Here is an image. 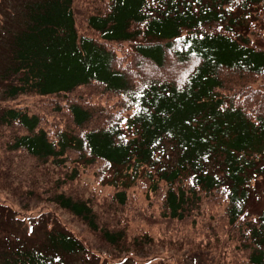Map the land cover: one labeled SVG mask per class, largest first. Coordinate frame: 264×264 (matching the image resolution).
<instances>
[{"label": "trees", "instance_id": "trees-1", "mask_svg": "<svg viewBox=\"0 0 264 264\" xmlns=\"http://www.w3.org/2000/svg\"><path fill=\"white\" fill-rule=\"evenodd\" d=\"M16 8L0 31L3 100L28 95L48 109L0 111V188L56 204L127 255L152 248L156 223L187 222L190 235L159 238L212 253L215 264H264V0ZM88 170L115 191L78 188ZM135 185L154 195L146 211ZM133 219L146 226L133 232ZM84 252L52 229L0 264H67Z\"/></svg>", "mask_w": 264, "mask_h": 264}, {"label": "rangeland", "instance_id": "rangeland-1", "mask_svg": "<svg viewBox=\"0 0 264 264\" xmlns=\"http://www.w3.org/2000/svg\"><path fill=\"white\" fill-rule=\"evenodd\" d=\"M20 1L27 0H0L1 32L5 31L4 28L10 27L11 22L9 20L15 21L18 17L21 10L16 8V6ZM6 20L8 21L6 22ZM17 25L15 24V27ZM246 58L248 60L252 59L251 56ZM3 64L4 55L0 39V68ZM3 99L0 89V111L5 107L18 106H29L40 111L48 109L45 100L37 97L25 95L20 96L16 100L8 101ZM166 142L169 145L168 141ZM0 163H2L1 160ZM96 179L94 170L83 171L75 181V184L78 188L85 189L89 187L90 192L96 191L100 196H106L107 193L115 191L109 183L100 184ZM262 187L261 194L264 199V184ZM5 189L0 188V262L4 252L20 244L31 247L36 246L40 243V240L42 241L46 232L57 229L70 232L80 239L87 249V252L68 256L66 258L67 264H215L212 253L188 251L190 250L189 246L181 249L176 238L183 237V234L187 236L191 234L190 224L187 222L180 225L176 222L156 223L150 231L155 238L152 248L149 249V245H147L148 247L144 251L131 252L127 255L126 252L106 245L100 236L97 233H93L83 221L56 204L44 202L40 199H33L27 202V199L20 198L18 194L10 192L9 188ZM128 190L134 195L135 207L146 211L149 208V204L153 201V193L147 195L144 188L136 185L129 187ZM155 205L157 208L159 207V204L156 203ZM118 215L120 216L121 213ZM130 215L132 216V213ZM132 221L135 223H132ZM131 223L133 232H138L140 228L146 226L145 223L142 222L141 225V221L135 219L131 220ZM224 228L225 226L223 225ZM167 229L171 231L169 233L171 238L176 240L171 241L168 237L159 238L161 235L166 234ZM216 230L217 233L224 231H222V228ZM185 238L180 239L181 242H184Z\"/></svg>", "mask_w": 264, "mask_h": 264}]
</instances>
